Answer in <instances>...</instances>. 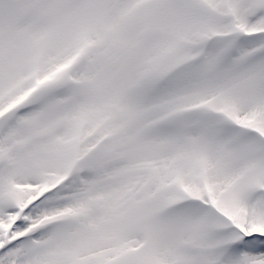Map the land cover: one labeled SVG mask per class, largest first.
<instances>
[{"label": "snow or ice", "instance_id": "1", "mask_svg": "<svg viewBox=\"0 0 264 264\" xmlns=\"http://www.w3.org/2000/svg\"><path fill=\"white\" fill-rule=\"evenodd\" d=\"M0 264H264V0H0Z\"/></svg>", "mask_w": 264, "mask_h": 264}]
</instances>
